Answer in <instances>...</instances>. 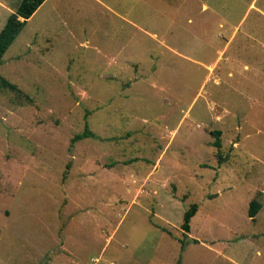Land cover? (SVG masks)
<instances>
[{
  "label": "rangeland",
  "instance_id": "rangeland-1",
  "mask_svg": "<svg viewBox=\"0 0 264 264\" xmlns=\"http://www.w3.org/2000/svg\"><path fill=\"white\" fill-rule=\"evenodd\" d=\"M0 76V264H264V0H44Z\"/></svg>",
  "mask_w": 264,
  "mask_h": 264
},
{
  "label": "trees",
  "instance_id": "trees-1",
  "mask_svg": "<svg viewBox=\"0 0 264 264\" xmlns=\"http://www.w3.org/2000/svg\"><path fill=\"white\" fill-rule=\"evenodd\" d=\"M44 0H20L18 5L15 7L14 11H12L6 18V21L2 28L0 29V60L11 44L13 39L17 36L19 31L22 29L28 17L32 15V13L37 9V7ZM0 86L3 88H8L11 91H15L19 93L20 90L16 88V86L8 81H6L3 77L0 76ZM219 131H212L211 134L215 137L212 142L213 146H215L218 151L220 147V139H219ZM88 135H92V132L88 129L87 125H85L83 132L80 134H75L72 138V143L86 137ZM261 207V202L256 198H253L249 201L247 214L249 217L254 218L256 213L259 211ZM197 210V204H191L188 209L183 213L181 229L184 232L189 231V221L190 218L194 215ZM183 242V241H182ZM183 248V243L181 244ZM181 248V249H182Z\"/></svg>",
  "mask_w": 264,
  "mask_h": 264
}]
</instances>
